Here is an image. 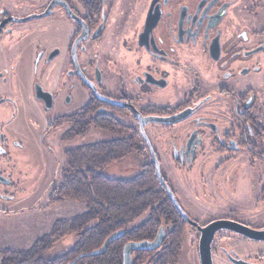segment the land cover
<instances>
[{
    "label": "flooded vegetation",
    "instance_id": "1",
    "mask_svg": "<svg viewBox=\"0 0 264 264\" xmlns=\"http://www.w3.org/2000/svg\"><path fill=\"white\" fill-rule=\"evenodd\" d=\"M61 101L70 107L46 118ZM83 108L125 126L106 130L138 146L118 161L133 157L134 173L151 161L166 194L168 220L142 239L162 228L160 243L133 250L131 264H185L184 251L202 264L201 229L216 220L264 229L229 215L201 223L180 206L246 191L264 215V0H0V200L28 197L31 128L45 147ZM178 181L193 183L189 194ZM235 235L264 242L217 229L212 264L264 263L241 257L248 247Z\"/></svg>",
    "mask_w": 264,
    "mask_h": 264
},
{
    "label": "trees",
    "instance_id": "2",
    "mask_svg": "<svg viewBox=\"0 0 264 264\" xmlns=\"http://www.w3.org/2000/svg\"><path fill=\"white\" fill-rule=\"evenodd\" d=\"M90 111L93 109L83 108L81 119L69 121L65 137L83 135L90 127L124 131L125 126L109 116L98 114L88 117ZM134 143L135 139H115L67 149L62 178L51 187L47 202L54 204L71 199L84 202L87 210L58 220L50 233L36 238L28 248H0V264H122L125 242L152 239L162 219L168 220L165 215L169 211L163 198L165 191L157 185L152 162H145L141 171L129 177L109 176L104 172L108 164L120 160L126 153L123 148H128V151L137 148ZM79 156L89 158L90 162L77 163ZM142 215H145L143 219L134 223ZM118 230H122V235L104 252L88 254ZM71 232L75 234L73 244L63 253L53 255V242ZM151 259L149 257L147 261L156 264Z\"/></svg>",
    "mask_w": 264,
    "mask_h": 264
},
{
    "label": "rangeland",
    "instance_id": "3",
    "mask_svg": "<svg viewBox=\"0 0 264 264\" xmlns=\"http://www.w3.org/2000/svg\"><path fill=\"white\" fill-rule=\"evenodd\" d=\"M83 101V99H74L69 105L77 107ZM62 106H67V104L62 101L61 103L55 102L54 106L47 110L46 118H53L57 114H61ZM66 128L67 125H64L46 134L43 138L45 147L40 145L39 134L34 131V128H31L32 133L29 140H27L31 165L28 169V177L24 185V191L28 197L25 198L26 200L16 202L0 200V207H4L7 211H10L7 213L0 210V248H28L36 238L50 233L58 220L79 215L87 210V205L84 202L71 199L48 204L47 195L51 186L58 183L62 178V167L67 162L65 155L67 149H73L86 143L107 140L114 135L110 131L90 127L85 135L67 139L64 138ZM133 159V157H129L127 161H115L116 163L112 166L105 167L104 172L109 176L129 177L134 174L132 165L135 163ZM86 162H90L89 158L83 156L77 158V163L85 164ZM177 183V188L182 193L187 192L189 194L190 187L192 188L193 186L192 182L187 186L181 181ZM19 194L21 192L16 191V195ZM239 195L240 198H235V201H222L219 203L185 199L180 202V206L194 220L201 223L207 222L210 218L229 215L230 218L248 223L251 226L264 224V215L257 213L259 212L260 205H256L253 200L248 198L246 191H241ZM30 204L31 206L28 207ZM144 216L142 215L137 218L134 223H138ZM235 236L237 240L242 241L241 243H237L238 245L248 247V251L245 254H240L241 257L250 261H264V242H248L239 235ZM186 237L187 242H190L191 249L194 250L197 238L196 233L189 231L186 233ZM74 241L75 234L73 232L56 239L53 242L54 247L51 253L53 255L63 253ZM182 250L187 249L182 248ZM260 250L263 252L262 256L258 254ZM184 254L185 264H197L195 258L191 260V258L186 256L187 251H184ZM218 255H216L217 258Z\"/></svg>",
    "mask_w": 264,
    "mask_h": 264
},
{
    "label": "water",
    "instance_id": "4",
    "mask_svg": "<svg viewBox=\"0 0 264 264\" xmlns=\"http://www.w3.org/2000/svg\"><path fill=\"white\" fill-rule=\"evenodd\" d=\"M142 122H140L141 129H142ZM220 228H226V229L233 230L237 233H240L252 239L264 240V229H254V228L247 227L243 224L230 221V220L213 221L201 229L202 233H201V237L199 241V254H200L202 264H212L210 243H211V239L213 237L214 232ZM122 233H123L122 230H118V231L111 233L103 241L102 245L98 249H95L88 254L97 255V254L104 252L107 246L112 241L117 239ZM161 237H162V228L160 229L156 238H154L153 240L129 241L125 243L123 247V251H122V264H131V252L133 250L154 249L156 246L159 245ZM79 256H82V255H79ZM237 263L238 264H258V263L244 262V261H238Z\"/></svg>",
    "mask_w": 264,
    "mask_h": 264
}]
</instances>
